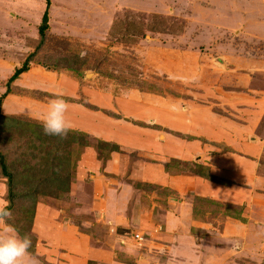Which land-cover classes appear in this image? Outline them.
<instances>
[{
  "label": "rangeland",
  "instance_id": "rangeland-1",
  "mask_svg": "<svg viewBox=\"0 0 264 264\" xmlns=\"http://www.w3.org/2000/svg\"><path fill=\"white\" fill-rule=\"evenodd\" d=\"M0 1V64L18 62L6 77L0 73V107L7 94L2 91L5 81L35 50L29 68L63 72L81 84L75 90L77 96L69 99L103 117L153 128L158 140L168 137L180 144L184 138L190 151L181 161L168 160L167 168L161 164L168 174L184 175L182 184L186 188L191 185L187 191H178L175 184L131 176L155 157L116 142L119 150H112L104 158V151L93 148L101 173L138 190L126 196L123 221L103 224L101 218L76 210L81 203L78 196H74L76 202L69 195L39 200L35 206L39 214L34 213L30 234L26 233L33 234L34 244L24 264L80 262L77 256L68 255L62 239L73 234L72 228L100 246H109L120 264H264V0H50L48 6L43 0L45 9L37 11L33 7L30 16L16 13L7 0ZM44 11L47 29L39 44L37 30ZM78 64L80 69L73 70ZM14 81L11 86L16 91L26 89L18 92L21 96L49 102L57 94L31 88L35 92L32 95L27 86ZM82 85L87 88L82 89ZM89 88L94 90L95 103L85 97ZM133 91L149 93L151 99L165 97L158 102L163 106L161 114H168L165 109L169 108V120L177 126L125 117L117 102H132ZM62 94L61 98L68 99ZM104 97L109 99L108 106L99 105ZM33 119L41 123V119ZM13 124L10 128L0 125V152L9 163L17 160L18 164L32 150L38 152L41 144L34 142L29 132L21 134L19 124ZM87 138L80 141L79 151L73 146V172L84 140L92 141ZM248 144L253 152H247ZM113 152L119 158V174L105 169ZM27 160L30 164L35 161ZM195 165H201L207 175L196 173L199 167ZM53 169L51 165L40 167L35 178L45 186L46 176ZM200 179L217 187L214 190L212 185L201 184L200 190V185L196 186ZM0 182L4 184V190L0 184V202L7 203L1 174ZM178 203L192 204L205 213L196 221L179 225L175 220L167 224L156 219L161 213L156 207L146 214L154 204L176 214ZM63 208L71 214H65ZM11 210V220H0V234L9 229L18 234L9 223L26 222L23 217L19 219L17 204ZM148 219L152 225L137 227Z\"/></svg>",
  "mask_w": 264,
  "mask_h": 264
},
{
  "label": "crops",
  "instance_id": "crops-1",
  "mask_svg": "<svg viewBox=\"0 0 264 264\" xmlns=\"http://www.w3.org/2000/svg\"><path fill=\"white\" fill-rule=\"evenodd\" d=\"M44 3L45 2H43V0L6 1L8 7H12V10H15L16 13H18L17 11H20L21 14L24 15L31 14L32 12L30 11H33L34 8L37 9V11H42L45 9ZM6 63L9 62L5 61V63L0 64V73L5 77L9 74L13 68V65H17L18 62L13 60V65L11 66H7ZM5 77L4 79H6ZM14 84L20 85L21 87L27 86L28 89L38 88L49 90L57 94L63 93L62 95L68 98H65L64 100L68 105L66 117L71 126L70 130L88 132V135L90 136H98L100 139L116 142L125 148H134L136 150L142 151L145 154L151 155L150 157H155L154 161H147L142 167H140V169L136 168L131 175L133 178L149 180L151 182H158L166 185L175 184L174 186L178 191H187L191 187L190 185L189 187L187 186L188 188H186L182 184L183 180L185 179L184 175L168 174L166 173L167 171H163L161 165L162 163L168 162V160H171L172 158L180 160H182L183 157L188 158L190 151L189 143L186 139L181 138L182 140L180 144L176 143L175 140L171 142L168 140V137H163L161 140H158V135L152 130L153 128L141 127L131 122H122V120L111 119L107 116L103 117L102 115L95 113L91 108L85 107V105L69 99L74 98V95L77 96L75 90L78 89L81 84H79L76 79H71L69 75L63 72L57 73L45 70L41 67H30L15 79ZM84 87L87 88V85H82V89H84ZM4 90L5 89L3 88L2 91ZM89 90V94H85V97L89 102L91 101L95 103L96 100H94V90L93 88H89ZM130 95L134 96L132 102L126 101L125 104L122 101L120 104L117 102L118 107L121 108L125 117L130 116L134 120H140L146 123L156 122L163 124L164 126H169L170 123L176 124L175 127L177 126V123L169 120V108L165 109L168 113L165 114L167 116L161 114V108H163V106L158 104V102L159 100L165 99V97L161 99H151L152 96H150L151 94L149 93L139 92L138 94H135L134 91ZM136 95H139L138 99L136 98ZM33 98L34 97L30 98L21 96L18 93L9 92L3 97L0 112L2 114L9 115L25 113L30 118L42 119V116L47 109L48 102L39 101ZM108 100V97L100 99L98 101L99 105L108 106ZM177 120L178 119H174V121ZM248 145L249 146H245L247 152H253L251 145ZM80 154L81 156L79 160L76 159L75 161L73 172L74 175L72 176V182L68 194L72 201L76 202L74 196L76 199L77 196L81 199V203H78L76 210L91 213L96 218H101L103 224L116 225L114 223L123 221L124 218L122 207L125 203L126 196L131 194L133 190L134 192L138 190L130 184L122 182L117 178L109 179V176L101 173V171H99V166L101 163L96 158L95 149H93V147L90 145L83 146ZM116 155L117 154L114 152L111 153L110 158L106 161L105 169L107 173L119 174L121 168L119 163H117L119 158L118 155ZM161 155H164L165 157L162 159ZM116 159L117 161H115ZM215 167L216 166L214 164L212 171L215 170ZM225 167L227 169L230 168L229 165ZM230 170L232 171L233 168L231 167ZM88 174L90 175L87 177L86 175ZM252 180L253 178H251V181ZM199 183H196V186L197 184L198 186L200 185V190L201 184H206L207 186L212 185L211 187L214 190L217 187L215 183H211L210 181L207 182L206 180L203 181L200 179ZM0 184L4 190V184L1 182ZM202 193L209 194V192ZM209 195L211 196V194ZM152 207H156L157 212L158 209H161V213L156 216V219H162L163 221H166L167 224H169V221L174 220L179 222L178 225L184 222L186 224V221L187 223L190 221H196V219L192 217V204L178 203L175 205L174 209L176 210V214L173 212L167 213L166 209L159 208L157 204H154L146 210V214H149L148 211L152 210ZM38 214V211H36L35 215L38 216ZM144 218H147V215H144ZM104 219L107 222H104ZM136 219L139 220L140 218ZM149 219L137 224V227H149V225H152ZM131 220L133 223V219ZM35 225H38L37 221L35 222ZM126 227L128 226H124V229H126ZM72 229L73 234L64 236L62 239L66 244V251H68V255L72 257L77 256V259L80 260V262L77 261V263L73 264H88L89 261L90 264L94 263V261L98 262V264H120L115 261V258L111 255L112 250L109 246H100L99 243H95L96 241L92 240L91 238L89 239L87 235L80 232H75V228ZM72 259L74 260L76 258Z\"/></svg>",
  "mask_w": 264,
  "mask_h": 264
},
{
  "label": "trees",
  "instance_id": "trees-1",
  "mask_svg": "<svg viewBox=\"0 0 264 264\" xmlns=\"http://www.w3.org/2000/svg\"><path fill=\"white\" fill-rule=\"evenodd\" d=\"M46 6L50 4V0H45ZM47 29V11H44L41 23L38 26V34H39V44H42L45 38V31ZM38 48V45L36 46ZM34 51L29 52L25 59L22 61L20 66H16L14 68L13 73L9 76V78L5 81V91L4 93H20V91H16V89L12 88L11 84L13 81L24 71L29 68V62L34 58ZM80 69V64L76 66L73 70L78 71ZM27 92L30 94H34L35 92L32 89H27ZM1 102V101H0ZM20 118L17 119V118ZM33 118H26L19 114L17 115H9L2 114L0 112V125L1 126H13V122L19 124L20 133L27 134L29 132L30 137H32L35 141H39L41 145H43L37 149L38 152L31 151L30 157L20 158L21 162L17 164V160L15 162H8L5 158V153L0 152V174L5 178V192L4 198L7 201V204L10 209L12 206L18 205V209L21 211L19 214V219L23 217L26 221L22 225H19L18 222L20 220H16L15 223H9V225L17 231L20 236L26 235L29 233V229L33 220V216L35 213V206L39 200L47 199L50 197H60L61 195H68L70 191V180L72 179L73 171L70 170L72 166L71 153L73 146L78 147V151L81 147V142L85 137L92 138L90 135L85 134L83 132L77 130H70L66 136L63 138L57 136L45 135L42 130L41 123L38 124L34 122ZM16 125V124H15ZM14 129V127H13ZM83 135L85 137H83ZM88 135V136H87ZM87 138V139H88ZM54 139V140H49ZM58 142H57V141ZM60 140V142H59ZM58 143V144H57ZM90 145L96 150L101 152H105L102 154V158L105 157L106 154L111 152L112 150H119V145L110 141H104L102 139L92 138V141L84 140L83 146ZM34 146V144H33ZM31 146V149L33 148ZM83 148V147H82ZM24 156V155H22ZM104 156V157H103ZM107 157V156H106ZM28 158L34 159L32 161L33 164L27 160ZM52 158V159H51ZM51 159V161H49ZM171 160H177L172 158ZM181 161V160H180ZM55 164V165H54ZM51 165L55 169L51 170V174L46 176L45 186L35 178L37 170L46 166ZM169 162H165L164 166L167 168ZM199 167L198 172L201 176H206L207 174L201 170V165H195ZM69 168V169H68ZM61 171V173H59ZM30 181V182H29ZM139 183L136 185L138 186ZM21 186V187H20ZM205 212L202 210L195 209L192 206V217L197 219L201 214L203 215ZM65 214L70 215L71 212L65 209ZM22 219V218H21ZM30 234V233H29ZM30 238H34L33 234L28 235ZM31 240H34L32 239ZM32 244L34 242L32 241ZM90 264V261L89 263Z\"/></svg>",
  "mask_w": 264,
  "mask_h": 264
},
{
  "label": "clouds",
  "instance_id": "clouds-1",
  "mask_svg": "<svg viewBox=\"0 0 264 264\" xmlns=\"http://www.w3.org/2000/svg\"><path fill=\"white\" fill-rule=\"evenodd\" d=\"M68 105L59 94L50 99L41 119L45 135L63 138L70 131L66 113ZM13 212L5 202H0V220H11ZM87 227V224L85 225ZM32 246L28 235L20 236L14 230H6L0 234V264H24V259Z\"/></svg>",
  "mask_w": 264,
  "mask_h": 264
},
{
  "label": "built area",
  "instance_id": "built-area-1",
  "mask_svg": "<svg viewBox=\"0 0 264 264\" xmlns=\"http://www.w3.org/2000/svg\"><path fill=\"white\" fill-rule=\"evenodd\" d=\"M136 237H138L139 238V236L136 234Z\"/></svg>",
  "mask_w": 264,
  "mask_h": 264
}]
</instances>
